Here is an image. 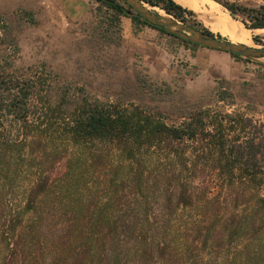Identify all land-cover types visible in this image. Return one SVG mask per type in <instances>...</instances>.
I'll return each instance as SVG.
<instances>
[{
  "label": "trees",
  "instance_id": "16d2710c",
  "mask_svg": "<svg viewBox=\"0 0 264 264\" xmlns=\"http://www.w3.org/2000/svg\"><path fill=\"white\" fill-rule=\"evenodd\" d=\"M97 1L173 36L122 0ZM141 1L180 21L192 15L174 0ZM214 1L264 30V4ZM42 70L0 67V238H60L76 264L88 255L95 264H264V143L242 125L234 132L243 118L208 128L199 108L167 124L130 100L48 82Z\"/></svg>",
  "mask_w": 264,
  "mask_h": 264
},
{
  "label": "rangeland",
  "instance_id": "374dc122",
  "mask_svg": "<svg viewBox=\"0 0 264 264\" xmlns=\"http://www.w3.org/2000/svg\"><path fill=\"white\" fill-rule=\"evenodd\" d=\"M211 1L203 8L195 2H183L194 11L191 16L184 15V21L168 16L232 41L211 28L206 11L219 24L230 23L238 29H242L241 19L245 17L236 13L232 18L221 4ZM217 1L253 8L264 4V0ZM143 5L164 14L155 6ZM250 30L257 40L252 44L264 47V34ZM125 34L117 14L97 0H0V67L5 74L18 76L30 71L39 75L43 68L48 82L83 86L89 96L102 101L130 100L172 125H178L199 108L207 114V125L225 119V115L241 117L242 121L235 122L234 132L242 125L247 134L256 131L264 143V64L240 59L241 73L230 79L185 69L184 60L164 68L134 52ZM172 38L178 46L185 45ZM234 42L247 45L248 36L246 43ZM227 126L223 121L224 132ZM216 172L204 170L203 174ZM260 193L264 195V180ZM59 241L60 238H0V264H76L72 250L62 251L66 244ZM88 256L79 264H95L94 257L89 256V260Z\"/></svg>",
  "mask_w": 264,
  "mask_h": 264
},
{
  "label": "crops",
  "instance_id": "0c3cea01",
  "mask_svg": "<svg viewBox=\"0 0 264 264\" xmlns=\"http://www.w3.org/2000/svg\"><path fill=\"white\" fill-rule=\"evenodd\" d=\"M174 1L190 11L193 10L183 2L189 4L196 2L195 0ZM204 2L198 6L205 7L208 0H204ZM117 17L126 32L125 36L129 40L132 50L141 53L151 63L158 62L161 67L167 68L172 62L184 60L186 61L185 69H194L199 74L213 73L223 79H230L241 73L242 61L227 52L193 46L184 42L185 45L178 46L172 38L173 36L146 25L134 23L128 16L117 15Z\"/></svg>",
  "mask_w": 264,
  "mask_h": 264
},
{
  "label": "water",
  "instance_id": "95a60500",
  "mask_svg": "<svg viewBox=\"0 0 264 264\" xmlns=\"http://www.w3.org/2000/svg\"><path fill=\"white\" fill-rule=\"evenodd\" d=\"M122 1L131 7L135 13H137L147 22L161 28L163 31L179 39L185 40L197 46L232 53L239 55L240 57L249 61H257L264 64V47L255 45L247 46L239 43H233L227 39H221L214 35H208L201 30L175 21L166 13H164L162 16L156 12L148 10L144 7L141 0Z\"/></svg>",
  "mask_w": 264,
  "mask_h": 264
},
{
  "label": "bare ground",
  "instance_id": "6f19581e",
  "mask_svg": "<svg viewBox=\"0 0 264 264\" xmlns=\"http://www.w3.org/2000/svg\"><path fill=\"white\" fill-rule=\"evenodd\" d=\"M195 1H196L195 3H196L197 6H198V4H200V5L203 4V2H204V0H195ZM144 7L146 8V6H144ZM201 14H203V13H201ZM206 14H208V16L210 17V20H208V21H209V23L211 25V28L214 31H221L224 34L228 35L229 38L232 40L231 42H233V43H236L234 41H237V42L238 41L239 42H243L244 41L245 42V40L247 39V36H248V44H247V46H252L253 45L252 44V33H251V30L249 28H245L243 24H241L242 29L235 28L230 23L227 26H225V25L219 24V22H217V19L214 17L213 14L209 13L208 11H206ZM160 15L163 16V14H160ZM259 32L264 34V30H259Z\"/></svg>",
  "mask_w": 264,
  "mask_h": 264
}]
</instances>
